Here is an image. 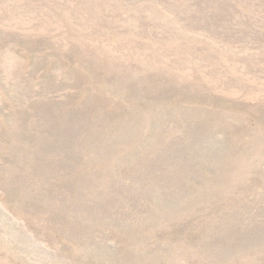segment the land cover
<instances>
[{
    "label": "rangeland",
    "instance_id": "rangeland-1",
    "mask_svg": "<svg viewBox=\"0 0 264 264\" xmlns=\"http://www.w3.org/2000/svg\"><path fill=\"white\" fill-rule=\"evenodd\" d=\"M0 264H264V0H0Z\"/></svg>",
    "mask_w": 264,
    "mask_h": 264
}]
</instances>
